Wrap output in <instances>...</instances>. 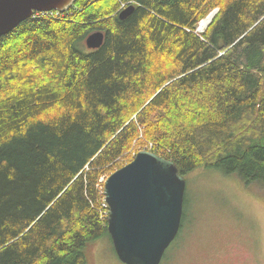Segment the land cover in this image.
<instances>
[{
    "label": "trees",
    "instance_id": "obj_1",
    "mask_svg": "<svg viewBox=\"0 0 264 264\" xmlns=\"http://www.w3.org/2000/svg\"><path fill=\"white\" fill-rule=\"evenodd\" d=\"M43 13L0 40V264H89L110 236L99 178L133 161L141 134L183 177L217 169L264 187V0ZM95 32L105 42L88 50Z\"/></svg>",
    "mask_w": 264,
    "mask_h": 264
},
{
    "label": "water",
    "instance_id": "obj_2",
    "mask_svg": "<svg viewBox=\"0 0 264 264\" xmlns=\"http://www.w3.org/2000/svg\"><path fill=\"white\" fill-rule=\"evenodd\" d=\"M76 1L0 0V40L36 12L68 10ZM135 8L129 6L119 18L127 19ZM104 42L105 33L95 32L86 46L97 50ZM186 190L187 181L176 164L146 150L107 178L108 234L123 264H161L179 235Z\"/></svg>",
    "mask_w": 264,
    "mask_h": 264
},
{
    "label": "rangeland",
    "instance_id": "obj_3",
    "mask_svg": "<svg viewBox=\"0 0 264 264\" xmlns=\"http://www.w3.org/2000/svg\"><path fill=\"white\" fill-rule=\"evenodd\" d=\"M197 31L203 33L199 27ZM154 145L141 134L127 160ZM109 176L102 175L99 183ZM185 180L183 228L161 264H264V187L250 191L236 176L207 168L191 172ZM88 248L89 264H123L110 236Z\"/></svg>",
    "mask_w": 264,
    "mask_h": 264
},
{
    "label": "bare ground",
    "instance_id": "obj_4",
    "mask_svg": "<svg viewBox=\"0 0 264 264\" xmlns=\"http://www.w3.org/2000/svg\"><path fill=\"white\" fill-rule=\"evenodd\" d=\"M128 7H126V8H122V11H124V10H126ZM121 11V12H122ZM120 12V13H121ZM215 12V11H214ZM120 15V14H119ZM213 15H211V17L209 18V19H206V20H204L203 22H201V24H200V26H199V30L201 31V32H204L207 28H208V26H209V24L212 22V20H213ZM104 200H105V203H106V205L104 206L105 208H108L109 209V211L106 213V215H108V220H109V217H110V205H109V203H108V201H107V198L105 197L104 198ZM183 217H184V214H183ZM183 221V220H182Z\"/></svg>",
    "mask_w": 264,
    "mask_h": 264
},
{
    "label": "built area",
    "instance_id": "obj_5",
    "mask_svg": "<svg viewBox=\"0 0 264 264\" xmlns=\"http://www.w3.org/2000/svg\"><path fill=\"white\" fill-rule=\"evenodd\" d=\"M128 6H129V4H126V3L125 4H122V8H126ZM56 12H57L56 15L54 13H48V12L47 13H48V15H51V16H53L55 18H57V16H59V15L62 16V13H60V11H56ZM36 14L37 15H40V14H44V13L43 12H39V13L36 12ZM148 150H152V149H148ZM97 188L99 189V191H100L101 194H104V179L100 181V183L97 185Z\"/></svg>",
    "mask_w": 264,
    "mask_h": 264
},
{
    "label": "flooded vegetation",
    "instance_id": "obj_6",
    "mask_svg": "<svg viewBox=\"0 0 264 264\" xmlns=\"http://www.w3.org/2000/svg\"><path fill=\"white\" fill-rule=\"evenodd\" d=\"M183 221H184V220H183ZM183 221H182V226H181L180 232H181V230H182V228H183ZM180 232H179V233H180Z\"/></svg>",
    "mask_w": 264,
    "mask_h": 264
}]
</instances>
